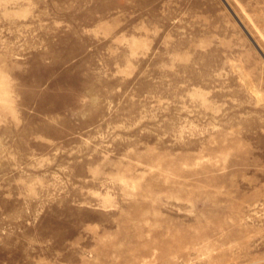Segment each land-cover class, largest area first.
Instances as JSON below:
<instances>
[{
	"label": "rangeland",
	"instance_id": "1",
	"mask_svg": "<svg viewBox=\"0 0 264 264\" xmlns=\"http://www.w3.org/2000/svg\"><path fill=\"white\" fill-rule=\"evenodd\" d=\"M0 264H264V0H0Z\"/></svg>",
	"mask_w": 264,
	"mask_h": 264
}]
</instances>
